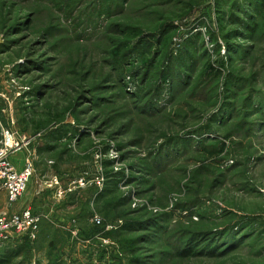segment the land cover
<instances>
[{
  "label": "rangeland",
  "instance_id": "obj_1",
  "mask_svg": "<svg viewBox=\"0 0 264 264\" xmlns=\"http://www.w3.org/2000/svg\"><path fill=\"white\" fill-rule=\"evenodd\" d=\"M260 1L0 0V148L42 216L0 264H264Z\"/></svg>",
  "mask_w": 264,
  "mask_h": 264
},
{
  "label": "built area",
  "instance_id": "obj_2",
  "mask_svg": "<svg viewBox=\"0 0 264 264\" xmlns=\"http://www.w3.org/2000/svg\"><path fill=\"white\" fill-rule=\"evenodd\" d=\"M12 145V144H11ZM19 148L6 144L0 148V189L7 195L8 203L14 204L25 194L36 168L31 155L24 159V167L18 170L11 160V154ZM57 183V181H55ZM96 221H99L95 217ZM42 216L32 208L17 213L0 215V248L20 239L36 240L40 231Z\"/></svg>",
  "mask_w": 264,
  "mask_h": 264
},
{
  "label": "crops",
  "instance_id": "obj_3",
  "mask_svg": "<svg viewBox=\"0 0 264 264\" xmlns=\"http://www.w3.org/2000/svg\"><path fill=\"white\" fill-rule=\"evenodd\" d=\"M15 153V154H14ZM11 154V159H12V162L14 163V165L16 166V168L18 170H21L23 169L24 167V158H20V157H17V153L14 152ZM30 192V190H29ZM38 196L39 194L36 193V195H34L32 197V199H28V196L27 198L24 200H19L17 201L16 203L14 204H9L8 203V199H7V195H6V192L2 189H0V215L3 214V213H17V212H21L22 210L26 209V208H32L34 211L37 206H38Z\"/></svg>",
  "mask_w": 264,
  "mask_h": 264
},
{
  "label": "trees",
  "instance_id": "obj_4",
  "mask_svg": "<svg viewBox=\"0 0 264 264\" xmlns=\"http://www.w3.org/2000/svg\"><path fill=\"white\" fill-rule=\"evenodd\" d=\"M260 10H261V13H264V0H261L260 1ZM211 247H209V249H210ZM189 249V248H188ZM188 249H184L185 251H187V253H184L183 254V256H186V257H188V256H190V255H192V254H190L189 252H188Z\"/></svg>",
  "mask_w": 264,
  "mask_h": 264
},
{
  "label": "bare ground",
  "instance_id": "obj_5",
  "mask_svg": "<svg viewBox=\"0 0 264 264\" xmlns=\"http://www.w3.org/2000/svg\"><path fill=\"white\" fill-rule=\"evenodd\" d=\"M7 145H8L9 147L12 146L10 140H8Z\"/></svg>",
  "mask_w": 264,
  "mask_h": 264
}]
</instances>
